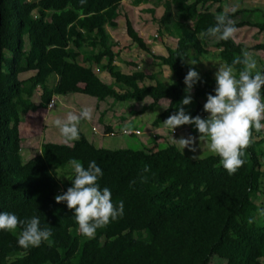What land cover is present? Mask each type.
<instances>
[{
    "label": "trees",
    "instance_id": "1",
    "mask_svg": "<svg viewBox=\"0 0 264 264\" xmlns=\"http://www.w3.org/2000/svg\"><path fill=\"white\" fill-rule=\"evenodd\" d=\"M121 1L87 0L82 6L79 0H0V212L21 220L37 216L40 227L51 228L53 234L50 245L24 249L17 242L20 227L0 230V264H211L214 255L226 264H264V217L258 214L264 206L253 201L264 184V131L253 129L245 163L233 175L215 154L193 159L174 144L98 148L82 133L71 146L45 142L39 154L22 160L20 142L41 133L54 95L79 92L115 101L150 97L151 108L167 98L169 105L153 121L163 122L185 90L187 71L195 69L187 55L208 52L203 46L213 37L201 38L200 33L225 12L223 0H154L168 15L162 21L170 20L168 25L159 21L158 37L166 33L176 41L165 56L151 54L169 68L173 80L166 83L140 69L125 73L114 63L119 52L108 28L118 26ZM171 5L178 12L175 19ZM237 14L229 12L231 19ZM245 25L264 32V17L235 22L237 28ZM126 32L150 52L129 19ZM215 45L217 58L228 64L244 53L232 39L216 40ZM253 49L264 51V43ZM93 65L108 72L112 83L103 82ZM235 67L238 73L242 66ZM27 71L34 73L19 79ZM200 78L192 89L200 100L195 116L204 113L207 95L215 94V78ZM146 79L154 83L145 84ZM70 159L85 168L95 160L103 172L100 187L110 189L114 203L124 202L122 217L98 229L93 239L79 232L73 210L54 199L72 184Z\"/></svg>",
    "mask_w": 264,
    "mask_h": 264
},
{
    "label": "clouds",
    "instance_id": "2",
    "mask_svg": "<svg viewBox=\"0 0 264 264\" xmlns=\"http://www.w3.org/2000/svg\"><path fill=\"white\" fill-rule=\"evenodd\" d=\"M79 3L83 6L87 0H79ZM235 11L236 8L231 9V12ZM237 32L235 22L225 11L215 16L214 26L201 32L200 37L226 41ZM197 63L193 60L191 65ZM236 65L242 66L238 73ZM214 76L215 94H208L203 105V110L208 113L207 118H201L200 115L193 117L185 111L184 106L192 103L193 86L201 80L199 73L190 67L183 79L186 95L178 110L169 115L163 124L171 133L179 126L194 125L198 137L188 135L175 139L172 136L173 142L178 143L181 150L187 148L195 153L197 141L207 140L209 150L220 158V164L227 173L233 175L245 163L242 157L253 143V129L257 133L264 131V72L257 70V62L252 54L244 52L242 57L234 58L231 64L219 63ZM92 116L93 108L85 106L78 112L69 111L64 117L55 118L53 124L59 130L62 142L71 144L80 138L81 121L91 120ZM124 131L127 134L131 129L126 127ZM68 163L75 173L74 179L71 186L54 199L58 204L66 203L67 208L73 210L79 232L93 239L98 229L122 217L124 202L114 203L110 189L100 187L98 180L103 172L95 160L89 162L87 168L77 159H70ZM143 171L148 172L149 166L145 165ZM258 214L264 217V209H260ZM18 227L22 230L17 242L24 249L39 247L42 242L52 243L51 228H41L39 217L21 220L13 213L0 212V230L11 231Z\"/></svg>",
    "mask_w": 264,
    "mask_h": 264
},
{
    "label": "crops",
    "instance_id": "3",
    "mask_svg": "<svg viewBox=\"0 0 264 264\" xmlns=\"http://www.w3.org/2000/svg\"><path fill=\"white\" fill-rule=\"evenodd\" d=\"M122 1H124V0H122ZM129 3H130V0H129ZM131 6L132 5H130L129 7H131ZM222 7H223V3H222ZM223 10L227 11V12H231V11H228L225 9H223ZM253 10L257 11L256 8H254ZM157 22H159V20H157ZM118 26H119V23H118ZM134 26L136 29H138V27H137L138 25H134ZM246 26H248V25L238 27V32L235 35L240 34V33L245 34V32H247V31H242V30H248V29H246L247 28ZM251 27H253V26H251ZM116 29H109L108 28L110 35L112 36V38L115 41L117 40V38H116V35H114L113 31H115ZM259 32L264 34L263 31H259ZM259 32L256 34V36L260 34ZM139 36L144 40L146 47L148 48V50L150 52H147L138 46L137 47L140 48V50L142 52L145 51L148 53V55L150 56V62L151 63L149 65H147L146 67L142 68V66L146 63V61H145V58L143 57V55H140V53L137 56L139 59L141 58L140 63L137 60L131 61L133 59H130V58H126V59L122 58L123 51H126V50L132 51L133 46H130V47H127L124 49L122 46H119L117 43H116V47H114V50L119 52V56L114 61V63L117 64L122 69V71L125 73H130L134 69H140V70L146 71L149 74L156 75L157 79H159L161 81L164 80V79L162 80V77L166 75V80L163 82L169 81L171 79V76H172L169 68L167 66L160 65L158 63V60L153 58V56L151 54H154L157 56H165L167 54V47L173 48V47H175V45L170 46V44L166 43L164 41L165 37H161V38L158 37V40H154V39H151V37L148 35L144 36L142 34H139ZM167 38L170 42H172L174 39L170 36H167ZM212 39H215V38H210L208 40L209 42L208 41L205 42V44L203 46L206 49V51H208V52L205 53L202 60L199 59V60H201V62H199V66L205 67V68L208 67L209 71H207V72L210 73L213 77H215L214 71L218 68V65H219V63H221V61L217 58V55H216V52L218 51V48L215 45L216 39L214 42L211 41ZM232 40L235 43L239 44L236 41L237 39H235V37H233ZM238 40H240V39H238ZM148 41L150 42V44L155 43L156 41H159V44L155 45V49H154L151 46H149ZM258 43H264V42L262 41V42H258ZM257 51L264 52L263 50H257ZM136 55H137V53H136ZM123 64L127 65V71H125L123 69L124 68ZM92 67H93L94 71L97 73V75L99 76V78L103 82H105L107 84L112 83L113 79L108 74V72L99 70V68L96 65H93ZM166 68H168V69H166ZM23 73H25V72H23ZM144 83L145 84H153L154 80L146 79L144 81ZM166 83H168V82H166ZM192 95H193V92H192ZM52 100H53V105L51 107H47L46 113L43 116L42 125H41V127H42L41 133L37 136L29 137V138L24 140V143L27 144V146L24 149H27L26 150V151H28L27 153L30 154L29 159L36 156L37 154H39L40 146L42 143L52 142V143H57V144H64L62 142V138L60 136L59 130L53 124L54 119L57 117H64L67 114V112H69V111L78 112L81 108H83L85 106H89V107L93 108V116H92L91 120H82L81 121V123L79 125V133L84 134L86 136V138L93 145L95 143H97V144L100 142L102 143V138L105 136H110L108 134V132L110 131V132L115 133L114 136H116V134L117 135H126L127 138L130 137V138H133V140L137 139V136L144 138L143 142L139 141L140 145L144 147L143 149L159 148L160 147L159 145H161V144L165 145V146H167L168 144H174L181 150L180 145L178 143L173 142L172 136L175 139H179L182 136L186 138L188 135H192L194 137H198V135H199L198 133L192 134L190 132V128H192V129L195 128L194 125L179 126V127H177L178 132L175 135H173V134H171L170 130H168L164 127L163 122H161L160 124H157V125H155L153 123L156 116L159 113H161L164 109H166L167 106L169 105V99H167V98H162L158 101L156 106H162V111L158 112L157 115L153 116L150 119L145 118L143 115L145 108L154 109L156 107V106L153 108L149 107V104L152 102V99L150 97H146L142 101H136L139 104V106L137 105L135 108L132 107L131 109L119 107V105H118V107H116L117 106L116 101L112 97H107L104 100H98L94 96H90V95L79 93V92L71 93V94H67V95H54ZM57 105H59L58 108H57ZM133 112H135L136 114H139V116L141 115V117H142V119L139 120L140 122L135 123L134 127L131 126V124H132L131 118H132ZM174 113H175V111H174ZM207 116H208V113L205 111L201 115L202 118H207ZM142 125H145L144 129H141ZM126 127L130 128L131 132H133L135 130H139L140 134H135V133L124 134L123 130ZM106 131H108V132H106ZM118 133H121V134H118ZM179 134H181V135H179ZM22 142L23 141H21L20 143H22ZM131 142L133 144L138 145L137 142L130 141V140H128V141L122 140V142L118 145L121 146L120 148H129L128 145ZM197 142L199 143L200 147H204L205 145L208 144L207 140H203L201 142L197 141ZM101 143L98 144L99 146H96V147L104 148V147H101V145H102ZM198 143L196 144L197 146H198ZM72 144H73V142L71 144H65V145L71 146ZM20 147H21V145H20ZM21 150H22V148H21ZM36 150H37V152H36ZM181 151L184 154H186L187 151L189 152V150L187 148H185Z\"/></svg>",
    "mask_w": 264,
    "mask_h": 264
},
{
    "label": "rangeland",
    "instance_id": "4",
    "mask_svg": "<svg viewBox=\"0 0 264 264\" xmlns=\"http://www.w3.org/2000/svg\"><path fill=\"white\" fill-rule=\"evenodd\" d=\"M131 5L129 3V0H124L120 2L119 8H118V12H119V17H117L118 21L117 23H119V26L117 27V29L115 31H113L114 35H116L117 40L115 41L113 38V41L115 43H117L119 46H122L124 49L130 46H133L132 51H123L122 53V58L126 59V58H130L133 59L131 61H138L140 63V59L137 57L140 53V55H143V57L145 58L146 63L142 66L146 67L147 65H149L150 62V56L148 55L147 52H142L140 50V48H138L136 43H132L131 38L128 36L127 32H126V20L130 19L131 25L132 27L135 29V31L139 34H142L144 36L148 35L151 37V39L154 40H158V28H159V22H157V20H159L162 25H168L170 20H167L165 23L163 22V18L167 17L166 16V12L165 9L163 7V5H155L154 4V0L153 3L151 1V3H146V4H140L138 6H134L132 5L131 7L129 6ZM154 9V13L151 12H147L146 9ZM223 9L231 11L232 8H236V11L238 14L237 16H235L232 20L235 22L238 21H252V22H258V20H262L263 19V14H264V0H224L223 1ZM256 8L257 11H254L253 9ZM259 8V9H258ZM214 9V8H213ZM259 11V12H258ZM170 16H172V19H175L178 15L177 10L175 9V7L173 5H171V9H170ZM163 20V21H162ZM134 25H138V29L135 28ZM163 27V26H161ZM248 30H242V31H247L245 32V34L240 33L235 35V39H237L236 41L242 46V49L244 52H249L252 54L253 58L256 60L257 62V70L264 72V52L262 51H257L255 49H253V46L255 44H257L258 42H264V34L259 32L257 28L255 27H251V26H246ZM260 33L259 35L256 36L257 33ZM138 34V35H139ZM168 34L164 33L162 37H165V42L171 45H176V41L175 39H173L172 42H170L167 38ZM112 37V36H111ZM128 39V40H127ZM240 39V40H238ZM26 40V45L25 47H28V41H27V37H25ZM211 41H215V39H212ZM164 42V43H165ZM209 42V41H208ZM149 46H151L152 48L155 49V45L159 44V41H156L155 43H151L148 41ZM213 46V45H212ZM131 49V48H130ZM137 53V55H136ZM190 53V52H189ZM198 59H203V57L194 54V53H190L187 55V62L189 64L192 63L193 60L197 61ZM201 60H198L196 65H193L195 67V69L197 70V72L199 73V75L202 76H210L212 78L213 77L210 73H208L207 71H209L208 67H200L199 66V62H201ZM117 65V64H116ZM123 69L125 71H127V65L123 64ZM168 69V68H166ZM218 69V68H217ZM217 69L214 71V73L217 71ZM205 70V71H204ZM34 72L33 71H28L25 73H20L18 75L19 79H25L28 76H31ZM213 73V72H212ZM163 76V75H162ZM164 79V80H163ZM162 80L165 81L166 80V75L162 77ZM171 79L169 81L166 82H171ZM186 93L185 90L183 91L180 99L174 104V111L176 112L178 110V106L180 105V102L182 101V99L185 97ZM192 95V92H191ZM53 102V101H52ZM199 102V100H197L194 95H192V103L190 105H185V111L186 113L190 114L191 116L195 117V115L192 113L193 110L196 108L197 103ZM116 107H124V108H135L137 105L139 106V104L134 101V100H126V101H116ZM143 105V104H142ZM59 107V105H57V108ZM162 111V106H156L154 109H147L145 108L143 115L145 118H152L153 116L157 115L158 112ZM202 118V117H201ZM142 119L141 115L139 116V114H136L135 112L132 113V118H131V126H135L136 122H140L139 120ZM146 124V123H145ZM145 125L141 126V129H144ZM190 132L192 134H197V130L194 128H190ZM121 134V133H118ZM181 135V134H179ZM142 137H138L137 139L133 138H127L126 135H117L116 136H105L102 138V145L101 147L104 148H110V149H119L121 146H119L118 144H120L122 142V140H130V141H134L137 142L138 145L133 144L132 142L129 143L128 147L135 149V150H139V149H143L144 147L140 145L139 141L143 142ZM23 142L20 143L21 145V157L23 161H26L29 159V155L26 151L27 149H24L27 144L24 143V140H22ZM98 143V144H100ZM198 143V142H197ZM97 143H95V146H99ZM159 148H163L165 145H159ZM197 151L191 152V151H187V155L190 156L193 159H200V158H204L206 156L212 155L213 153L209 150L208 148V144L205 145L204 147H200L199 143L198 146L196 145ZM37 152V150H36ZM68 169H71L70 166H67ZM264 170V167L262 168ZM61 176H59L60 178ZM66 178V177H65ZM253 201L256 204H262L264 206V184L261 188V191L258 193L257 197L253 199ZM211 264H226L224 259H221L219 257H217L216 255H214L211 258Z\"/></svg>",
    "mask_w": 264,
    "mask_h": 264
},
{
    "label": "built area",
    "instance_id": "5",
    "mask_svg": "<svg viewBox=\"0 0 264 264\" xmlns=\"http://www.w3.org/2000/svg\"><path fill=\"white\" fill-rule=\"evenodd\" d=\"M52 105H53V102L51 101V102L48 104V107H51ZM170 132H171V131H170ZM177 132H178V128H176V129L173 131V133H171V134L175 135ZM123 133L125 134V131H124V130H123ZM131 133L140 134V131H139V130H135V131H133V132L130 131V132H128L127 134H131ZM109 135H110V136H114L115 133H114V132H110Z\"/></svg>",
    "mask_w": 264,
    "mask_h": 264
}]
</instances>
